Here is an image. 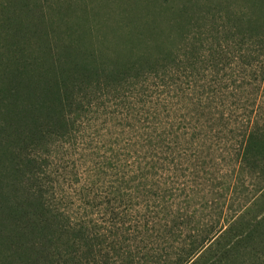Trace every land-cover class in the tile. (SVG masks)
Segmentation results:
<instances>
[{"label":"trees","instance_id":"trees-1","mask_svg":"<svg viewBox=\"0 0 264 264\" xmlns=\"http://www.w3.org/2000/svg\"><path fill=\"white\" fill-rule=\"evenodd\" d=\"M95 1L0 0V264H264V0Z\"/></svg>","mask_w":264,"mask_h":264},{"label":"rangeland","instance_id":"rangeland-1","mask_svg":"<svg viewBox=\"0 0 264 264\" xmlns=\"http://www.w3.org/2000/svg\"><path fill=\"white\" fill-rule=\"evenodd\" d=\"M86 2L88 1L89 3L92 4V6H95L96 4V1L95 0H85ZM81 8L78 9V11L80 10Z\"/></svg>","mask_w":264,"mask_h":264}]
</instances>
